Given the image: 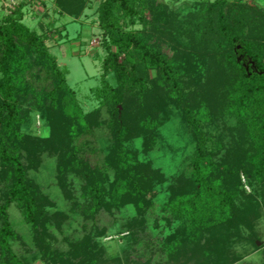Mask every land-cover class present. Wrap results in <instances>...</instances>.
<instances>
[{
    "label": "trees",
    "instance_id": "16d2710c",
    "mask_svg": "<svg viewBox=\"0 0 264 264\" xmlns=\"http://www.w3.org/2000/svg\"><path fill=\"white\" fill-rule=\"evenodd\" d=\"M91 1L55 5L78 20ZM157 3L99 1L107 54L100 56L103 89L92 95L99 100L92 111L80 104L68 67L47 44L55 26L42 20L41 30L26 25L24 0L0 19V264H125L101 245L110 233L123 238L126 261L145 257L148 264L162 263H153L157 253L178 264H242L247 247L258 248L255 228L264 218V8L246 0H200L184 18ZM139 21L161 33L159 45L130 28ZM253 31L261 33L256 40ZM151 69L158 74L154 80ZM212 74L229 90L220 102L193 91L194 81ZM37 115L46 135L37 134ZM175 118L177 139L190 152L169 174L154 156L160 149L163 157L178 160L180 149L167 145L162 133ZM102 127L106 134L97 135ZM95 142L100 148L94 151ZM44 155L71 200L79 180L83 198L69 211L57 210L30 176L44 168ZM14 203L32 228L27 256L12 247L19 239L8 211ZM129 206L136 218L112 231L95 229L101 211L115 214ZM74 222L82 234H67ZM259 250L264 264V246Z\"/></svg>",
    "mask_w": 264,
    "mask_h": 264
},
{
    "label": "rangeland",
    "instance_id": "374dc122",
    "mask_svg": "<svg viewBox=\"0 0 264 264\" xmlns=\"http://www.w3.org/2000/svg\"><path fill=\"white\" fill-rule=\"evenodd\" d=\"M22 1L23 0H0V19L2 20L5 17L10 16L14 12V10L18 8V5ZM99 1L100 0H92L91 6L85 12L86 16L82 19L74 20L69 16H63L61 15V13H58L59 9H57L55 5V0H24V2L28 3L25 8L26 25L31 28H38L41 30L39 24L42 20L45 25L51 23L55 26L52 32H50L48 35L49 40L47 44L52 53L57 56L60 64L68 67L70 71L68 76L69 84L75 90L80 104H82L86 111H92L93 109L98 107L97 104H99V100L97 101V99H93V97L95 96V93L100 90V88L103 89L101 81L103 74V60L100 56H105L107 53L103 48L104 42L102 39V31L99 29V23L97 19L98 15L96 10L98 8ZM206 1L213 2V0ZM246 1L252 2L253 4L264 8V0ZM199 2L200 0H158L157 4H160L159 6L163 7V9L168 7V9L179 11L182 17L187 18L193 12L192 7H194ZM145 19L147 23H150L153 20L151 19L150 14H148ZM130 28L140 31L144 35L146 34L147 36H145L149 37V43L153 46L159 45V41L162 40V35L157 31V29L149 27L147 24H143L141 21L134 23L130 26ZM258 34H260L261 36V33ZM258 34L257 32L253 31L252 40L258 39ZM125 58L126 56L122 55L121 62H124L126 60ZM214 69H217L215 73L218 71V69L221 73L220 68ZM157 75L158 74L155 70H148V77L151 80L156 79ZM109 82L113 86H116L117 80L115 79L114 74H111L109 76ZM195 82L196 84L192 85L193 88H195L193 91L200 89L202 90V92L207 93L206 97L208 98L209 94H214L217 96V102H220L219 100H223L225 99V96L228 97L229 95V90H225V88H223L225 86L222 85V83H217L219 82V78L216 74H212V77L209 79H204L203 81H194V83ZM35 100L36 101L34 102H37V99ZM29 101L32 100L30 99ZM35 118V127L37 130V134L43 136L45 132L42 129V120L39 115L35 116ZM179 125V120L175 118L174 121L172 120L170 123L162 127V133H165L164 135L167 145H175L178 149H180V156H178V160L174 161L175 157L172 155L166 158L163 157L160 149L157 150L158 153H156L157 155L154 156V160L157 161L158 165L163 167L169 174L177 172V164H179V161L182 159L183 154H187L190 152V149L187 148V143L182 141L180 142L179 139H177V136L180 133V129L178 128ZM104 128L105 127L97 129V135H105L106 129ZM88 138H90L89 140H92L90 136ZM99 148L100 147L98 142H95L92 149H94L95 151V149ZM92 154L93 152H90V157L93 162H96L97 155ZM43 159L45 160L44 168L40 170L32 169L30 171V176L35 179L36 183L42 189L44 195L49 197L54 204H57V210L59 209L69 211V208L71 206H74L73 202H75L76 200L80 201L83 198L80 194L81 190L79 180H74L75 184H73V193L75 194L70 197L72 198L71 200L66 196V192L59 186L55 179L53 161L49 159L48 155H44ZM242 182L244 185L245 194H251L252 188L249 185L245 175H242ZM8 211L11 223L16 230L17 235L19 236V239L12 242V247L18 254H24L25 256H27V248L31 247L28 245H31L32 243V228L26 222L18 204L14 203L8 209ZM114 212L115 214H110L107 211H101V214L97 217V225H94L95 229H97L96 227H105L112 231L115 230L116 227H120L126 221L134 219L137 216V211L133 206H129L119 213L116 211ZM88 225L91 226L92 222H88L86 226ZM256 225L257 227L255 228V230L260 237V240L256 241L258 248L249 245L247 247V250L249 252H246V254H244L245 260L242 262V264H262V250H259V248H262L264 246V218L260 219ZM86 229L88 230L89 228ZM67 234L72 236L82 234L80 224L78 222H74L73 226L67 229ZM110 235L113 236H109L103 239L104 242L101 243V245L104 244L109 247V256H115L116 258L119 257L120 261H125V264H146V262L148 264L149 258L146 259L145 257H132L130 258V260L126 261L125 256L127 255L123 250L125 244L123 238H117V233H110ZM153 257V263L162 262L161 264H178L176 259H171L169 257L167 258L165 256L162 257L159 253H157ZM163 258H167V260L163 261ZM35 264L44 263L42 261H39Z\"/></svg>",
    "mask_w": 264,
    "mask_h": 264
}]
</instances>
